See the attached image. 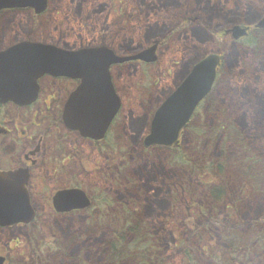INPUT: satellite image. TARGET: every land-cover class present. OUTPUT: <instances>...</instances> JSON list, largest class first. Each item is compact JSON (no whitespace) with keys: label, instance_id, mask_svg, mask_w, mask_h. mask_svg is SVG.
<instances>
[{"label":"rangeland","instance_id":"1","mask_svg":"<svg viewBox=\"0 0 264 264\" xmlns=\"http://www.w3.org/2000/svg\"><path fill=\"white\" fill-rule=\"evenodd\" d=\"M49 5L48 13L38 21L39 31L41 27H45L49 36L51 30L61 26L64 33H69L78 40H81V37L87 38L94 32L96 41H106L121 53L129 54L134 50L140 51L156 39L164 42L158 63L150 66L129 64L128 76L122 82L126 99L125 127L128 134V158L123 172L127 177L134 178L135 186L129 187V195L135 197L138 209L150 224L151 234L160 245L167 264H184L183 247L186 243L198 242V239L188 234L190 223L187 221H191L194 211L187 203L193 194L194 198L204 199V188L201 186V177L191 175L178 164H171L168 149L145 150L142 144L137 143L144 136L146 128H142L138 133L132 123L137 120L146 122L148 114L152 116L161 101L175 89L176 82L195 59L217 51L219 47L228 48L225 53L227 56L234 52L236 62L224 67L221 84L210 99L211 108L207 111L201 108L195 121L201 118L202 125L211 127L210 123L214 118L223 115L224 111L225 117L234 116L238 121L242 119L245 124L244 135L249 140L251 152L262 161L255 167L253 175L251 170L246 173L247 176H241L236 169L227 171L228 175H233V183L228 185L233 207L224 206L222 203V207L208 209L205 206V209L209 217L214 216L217 220H223L226 215L234 213L237 224H241L248 233L264 230V224L258 223L264 215V189L255 192L253 187L249 185L248 188L247 184L254 177L253 181L260 185L259 178L262 177L261 184L264 186V127L251 126L253 113L262 109L264 111V43L260 52L256 53V50L248 47L234 46L230 35L222 40L215 37L218 28L223 30L237 24H249L253 21V24L257 23L264 14V0H49ZM239 8L244 9L245 17L239 15ZM33 24L29 14L15 15L13 26H18L20 30L28 29ZM121 43L125 45L123 49L118 47ZM256 95L259 97L257 100ZM253 104L257 107L254 112ZM194 136L191 130H187L182 138L181 149L189 154L194 152ZM204 144L203 154L194 153L197 156L193 157L198 161L203 159ZM212 144L208 146V154L217 158L219 144L215 147L211 146ZM112 163L111 169L117 171L120 176L122 173L116 166H120L122 162L115 160ZM76 169L79 170V166ZM91 177L93 174L86 178L88 187L94 182ZM243 181H246L247 188L244 196L240 197L244 191ZM138 183L140 188H136ZM174 183L178 186H174ZM132 185L131 183L130 186ZM150 188H155V193L148 195L151 198L147 200L144 194ZM189 191H193V194ZM136 193L142 194L140 202V196ZM120 197L121 195L118 196ZM159 216L162 219L160 222L157 221ZM207 220H195V224L207 233L206 242L197 252L196 259L200 264H216L208 255L207 246L210 243L221 245L223 235L216 224L209 225L210 221ZM54 222L34 225L29 230L0 229V254L9 257L8 264L109 263L106 246L113 225L89 226L70 219ZM242 228L234 230L242 234ZM178 237L182 239V243L178 241ZM115 248L120 259L129 255L130 249L127 245L115 242ZM64 250L66 252H63ZM38 254L42 256L39 258ZM263 254L264 252L254 254L250 264H264ZM120 264L136 263L130 260Z\"/></svg>","mask_w":264,"mask_h":264},{"label":"flooded vegetation","instance_id":"2","mask_svg":"<svg viewBox=\"0 0 264 264\" xmlns=\"http://www.w3.org/2000/svg\"><path fill=\"white\" fill-rule=\"evenodd\" d=\"M49 7L48 0V8L39 15L32 8H11L0 11V53L23 40L52 43L60 48L76 51L108 45L106 41H96L94 32L87 38L81 37V40H78L73 35L64 33L62 26L51 30V36L45 27H41L39 31L38 21L48 13ZM20 13L29 14L34 22L32 27L20 30L18 26H13L15 15ZM233 44H239V41H233ZM118 47L123 49L125 45L121 43ZM161 47L158 50L159 57ZM112 48L121 54L119 49ZM134 63L143 64L124 62L112 65L110 68L112 81L121 98V107L101 139L82 136L79 130H72L66 122L65 112L70 97L82 84V79L79 77L44 74L37 80L38 96L35 101L20 104L13 100L6 102L0 100V170L17 172L24 177V181L27 179L26 189L36 211L35 218L30 223H21L11 228L29 230L34 225L53 224V221L56 223L67 219L73 222L76 220L78 224L98 226L125 222L120 215L126 214L123 205L128 206L135 199L134 196L130 197L127 189L128 184L132 182L127 178L126 182H123L122 177L111 168L113 161L122 162L120 166H116L122 173L127 163L126 99L122 82L128 76V65ZM223 65L224 63L221 69L224 68ZM11 82L12 86L17 88L18 82L12 79ZM216 86L217 83L212 93L197 109L195 118L201 108H205L206 111L210 108V98L215 93ZM16 92L20 94L22 89H12V94ZM199 119L195 121L196 125H202L203 120ZM149 121L150 114L145 123L146 129L150 125ZM143 139L144 137L137 143L143 144ZM78 166L79 170L76 169ZM90 174H93L90 179L94 182L88 187L86 178ZM248 184L252 186L251 181ZM123 188L126 192L122 191ZM71 189L83 190L90 199V205L67 212L56 211L55 195L62 190ZM117 194L121 195L120 199ZM40 211L48 214H42ZM45 216H50L54 220ZM160 218L161 216L158 220ZM11 228L0 227L1 230ZM5 257L8 264L9 257L7 255Z\"/></svg>","mask_w":264,"mask_h":264},{"label":"water","instance_id":"3","mask_svg":"<svg viewBox=\"0 0 264 264\" xmlns=\"http://www.w3.org/2000/svg\"><path fill=\"white\" fill-rule=\"evenodd\" d=\"M48 0H0L5 8H34L37 13L47 9ZM264 30V16L255 24ZM250 26L235 25L232 36L240 40L248 36ZM159 41L130 56H119L108 46L83 48L77 51L51 44L21 43L0 54V100L27 104L38 96L37 80L44 74L79 77L82 84L68 102L65 119L68 126L85 137L102 138L118 114L121 99L111 76V66L132 60L154 63L158 60ZM224 55L211 53L192 68L188 76L155 112L149 134L144 139L147 148L180 146L183 130L200 102L211 92ZM18 82L17 88L12 86ZM22 84V85H21ZM22 89L12 94V89ZM7 91H3L6 90ZM27 183L14 172H0V226L29 223L35 211L24 185ZM89 199L81 190H65L54 197L59 212L89 206ZM5 258L0 257V264Z\"/></svg>","mask_w":264,"mask_h":264},{"label":"trees","instance_id":"4","mask_svg":"<svg viewBox=\"0 0 264 264\" xmlns=\"http://www.w3.org/2000/svg\"><path fill=\"white\" fill-rule=\"evenodd\" d=\"M238 10L240 11V16H246L244 9L239 8ZM263 43L264 31L255 29L252 31L249 38L245 39L240 44L233 45L237 48H239V46H245L256 50L255 52L257 53L260 52ZM233 54L234 52H231L229 56L226 57L224 67L235 64L236 61H234L235 57ZM220 84L221 81L219 79L218 86ZM252 109L253 112L257 110L255 104L252 105ZM217 111H219V109ZM225 113L226 112L224 111L223 115L220 114L219 117L217 116L218 118H214L215 120L210 123L211 127H195L197 126L196 124H194V126H190L189 130L195 134L193 154L183 151V148L169 150L171 164H178L189 171L191 175L201 177V186L204 188V199L202 200L201 198H194L193 191H189V193H192L193 196L187 205L192 211H194V213L191 214V221H187V223H190L188 234H190L191 237H195L196 240L198 239V242L195 241V244H190L191 242H189L183 247L182 255L184 264H200L196 259V255L203 247L202 244L206 242L207 235V233L203 231V228L200 229V227L195 224V220L201 218H206V220L208 219L207 222L210 221L208 223L209 225L214 224L215 226L216 224L220 232H222L221 235H223L221 245L210 243L209 246H207V253L210 256V259L216 264H250L251 258L254 254L264 252V230L248 233L246 229L242 228L243 226L241 224H237V221L234 219L236 218L234 213L226 215L223 220H217L214 216L209 217L207 210L205 209V206L208 209L210 207H213V209L219 208L220 206L222 207V203L224 206H232L233 201L231 199V195L229 194L228 185L233 183V180L231 179L233 175H228L227 171H234V169H236V172H238L241 176H247L246 173L251 170L253 175L255 167L262 161L258 156H254L251 152V145L248 143L249 140L244 135L243 127L245 124L242 119L238 121L234 118V116L230 118L225 117ZM263 115L264 111L253 113L254 119L251 123L253 128L264 127ZM132 126L135 127L136 131L139 133V131L145 127V124L144 121L137 120L132 123ZM204 140L207 142H204ZM210 143H213L211 146L214 147L216 144H219L220 151L217 158H212V154H208V146ZM203 144L205 149L203 159L198 161L193 156H197L194 155L196 152H202L203 154ZM116 174H118L117 171ZM122 174L124 175V172H122ZM122 174L120 176L124 179L123 182H126L127 178V180L133 184L130 186L131 183H129L127 189H129V187L133 188L135 186L134 178L127 177L128 175L122 176ZM239 174L235 173V175ZM259 180L262 182V177H260ZM261 182L260 185L257 184L256 181L252 182L251 185L253 186L254 191H262L264 189ZM174 186H178L177 183H174ZM136 188H140L139 183ZM246 188V181H243L242 189H244V191L241 192L240 197L245 194ZM169 191L171 194L173 193L171 189H169ZM185 192H187L186 189ZM153 193H155V188H150V190H147L144 195L146 196V199L149 200L151 197L148 195ZM139 196L138 200L140 202L142 200V194ZM229 200L232 202L226 203V201ZM123 208L126 210V214L120 215V217H123L125 222L113 230L114 237L109 240L106 246L108 264L121 263L126 260L134 261L136 264H165L161 253L157 248L158 243L151 234L152 228L149 227L150 224L146 222L143 213L140 209H138L139 206L136 200H133L129 206L123 205ZM161 220V218L159 220L157 219L159 222ZM258 223L264 224V215L258 220ZM239 228L243 229L241 232L242 234H238L234 230ZM181 240L182 239L178 237V241L180 242ZM115 242H121L122 245H127L130 249L129 255L120 259V256L116 255ZM195 250H197L196 253ZM132 251H136L138 254L141 251L145 260L140 263L138 258L141 257L136 254L132 255ZM63 252L66 251L64 250ZM38 256L40 258L42 255L38 254ZM83 256L84 255H82V257ZM47 263L50 264L49 262H45V264Z\"/></svg>","mask_w":264,"mask_h":264},{"label":"bare ground","instance_id":"5","mask_svg":"<svg viewBox=\"0 0 264 264\" xmlns=\"http://www.w3.org/2000/svg\"><path fill=\"white\" fill-rule=\"evenodd\" d=\"M254 22V21H253ZM253 22H251V23H253ZM235 26V25H234ZM233 27L232 26H229V27H226L225 29L223 28V30H221L220 28H218L219 29V31H216L215 32V37H217V38H219L220 40H222V39H225L227 36H229L230 34H232V32L230 31V32H227L228 30H231ZM217 30V29H216ZM245 47V46H244ZM139 52V50H134L131 54H136V53H138ZM122 54H129V53H127V52H123ZM182 78H184V76L182 77ZM256 97V100L257 99H259V97L256 95L255 96ZM255 100V99H254ZM255 100V101H256ZM257 102V101H256ZM261 111H263V109L261 110ZM253 113V112H252ZM146 122H144V124H145ZM148 190H150V189H148ZM239 190H240V188H239ZM226 203H231V201L229 200V201H226ZM122 220H120V222H121ZM127 222V221H126ZM114 237V232L112 231L110 234H108V238H109V240H111L112 238ZM109 242V241H108ZM157 248H158V250L160 251V253H161V256H162V258H163V253H162V250L160 249V245L158 244V246H157ZM132 255L133 254H136L137 256H139V257H141V258H138V261L140 262V263H142V261H144L145 260V257L143 256V254L141 253V251L139 252V254L136 252V251H132V253H131ZM144 257V258H143ZM163 260H164V262H165V264H167L166 263V261H165V259L163 258ZM127 261V260H126ZM124 261H122L121 263H123ZM116 264H120V263H116Z\"/></svg>","mask_w":264,"mask_h":264}]
</instances>
